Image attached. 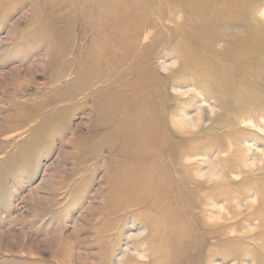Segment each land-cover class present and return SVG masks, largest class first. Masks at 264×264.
Instances as JSON below:
<instances>
[{
  "label": "rangeland",
  "instance_id": "1",
  "mask_svg": "<svg viewBox=\"0 0 264 264\" xmlns=\"http://www.w3.org/2000/svg\"><path fill=\"white\" fill-rule=\"evenodd\" d=\"M54 1L0 0V264H147L151 239L141 225L147 215L110 205L115 165L122 161L107 139L115 112L106 107L100 111L109 118L98 115L92 94L74 104L62 100L78 71L92 68L80 58L99 26L76 10H52ZM145 2L153 4L152 17L129 32L145 38L137 46L148 52L141 66L162 75L180 58L155 44L167 36L154 30L162 0ZM47 16L53 28L44 26ZM254 17L264 25V6ZM194 71H181L184 79L171 90L194 91L182 94L179 113L192 119L182 127L192 133L178 146L190 150L184 166L201 183L187 190L205 196L202 207L217 216L212 225L224 230L214 241L218 253L195 259L264 264V230L252 213L264 201V88L246 83L242 91L251 98L240 99L219 77L192 80Z\"/></svg>",
  "mask_w": 264,
  "mask_h": 264
},
{
  "label": "bare ground",
  "instance_id": "2",
  "mask_svg": "<svg viewBox=\"0 0 264 264\" xmlns=\"http://www.w3.org/2000/svg\"><path fill=\"white\" fill-rule=\"evenodd\" d=\"M260 6L264 0H162L154 30L167 36L155 44L157 49L177 52L180 61L172 71L165 67V74L159 75L150 65L141 66L148 52L137 51V46L144 36L129 32L131 26H143L150 20L153 4L144 0H55L49 4L52 10H76L87 22L99 26L89 31L91 43L80 58L82 65L93 66L78 71L62 100L74 104L78 97L92 94L98 115L109 118L110 112L100 111L106 107L115 112L107 139L111 150H121L122 161L115 165L110 205L119 211L136 208L147 215L141 217L151 239L147 264H198L195 256L202 259L204 252L206 256L218 253L214 241L221 239L224 230L212 225L217 216L202 207L205 196L195 197L187 190L188 185L201 183L184 166L190 150L178 146L186 144L192 133L188 126L182 127L192 120L179 113L182 94L194 91L171 90L184 79L179 77L181 71L192 68V80L219 77L240 99L251 98L242 91L246 83L264 88V65H260L264 62V25L254 17ZM49 17L44 26L53 28ZM69 55L67 51L63 56ZM128 61L127 70L119 71ZM105 81H109L107 86ZM252 213L264 230L262 198Z\"/></svg>",
  "mask_w": 264,
  "mask_h": 264
}]
</instances>
